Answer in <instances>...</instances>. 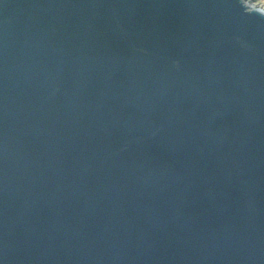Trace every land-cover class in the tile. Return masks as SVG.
Listing matches in <instances>:
<instances>
[{
  "label": "water",
  "instance_id": "1",
  "mask_svg": "<svg viewBox=\"0 0 264 264\" xmlns=\"http://www.w3.org/2000/svg\"><path fill=\"white\" fill-rule=\"evenodd\" d=\"M0 264H264V13L0 0Z\"/></svg>",
  "mask_w": 264,
  "mask_h": 264
},
{
  "label": "bare ground",
  "instance_id": "2",
  "mask_svg": "<svg viewBox=\"0 0 264 264\" xmlns=\"http://www.w3.org/2000/svg\"><path fill=\"white\" fill-rule=\"evenodd\" d=\"M242 1H243V4L247 10H258V11L264 13V8L259 7L256 4H253L251 2H248V0H242Z\"/></svg>",
  "mask_w": 264,
  "mask_h": 264
},
{
  "label": "rangeland",
  "instance_id": "3",
  "mask_svg": "<svg viewBox=\"0 0 264 264\" xmlns=\"http://www.w3.org/2000/svg\"><path fill=\"white\" fill-rule=\"evenodd\" d=\"M248 2H251L259 7L264 8V0H248Z\"/></svg>",
  "mask_w": 264,
  "mask_h": 264
}]
</instances>
